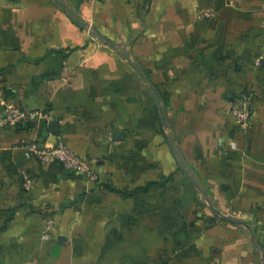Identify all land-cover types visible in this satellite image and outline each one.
I'll use <instances>...</instances> for the list:
<instances>
[{"label":"crops","instance_id":"1","mask_svg":"<svg viewBox=\"0 0 264 264\" xmlns=\"http://www.w3.org/2000/svg\"><path fill=\"white\" fill-rule=\"evenodd\" d=\"M0 264H264V0H0Z\"/></svg>","mask_w":264,"mask_h":264},{"label":"built area","instance_id":"2","mask_svg":"<svg viewBox=\"0 0 264 264\" xmlns=\"http://www.w3.org/2000/svg\"><path fill=\"white\" fill-rule=\"evenodd\" d=\"M233 114L241 128H246L251 123V114L248 98L244 97L241 103L234 107ZM49 119L47 112L38 109H23L15 105L6 104L3 108L2 122L9 125L29 124L37 119ZM235 147L236 144L232 143ZM25 153L29 157H36L42 162H47L52 158H56L61 164L70 171L81 172L89 175L92 179L97 178L89 162L77 155L71 148L63 143H51L39 145L37 142H28L24 145ZM26 187L31 185L29 176L25 177ZM51 223V221L49 222ZM45 237H49L45 233Z\"/></svg>","mask_w":264,"mask_h":264},{"label":"water","instance_id":"3","mask_svg":"<svg viewBox=\"0 0 264 264\" xmlns=\"http://www.w3.org/2000/svg\"><path fill=\"white\" fill-rule=\"evenodd\" d=\"M51 124H52V125L56 124V121H55V120H54V121H52V122H51Z\"/></svg>","mask_w":264,"mask_h":264}]
</instances>
